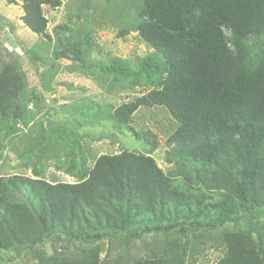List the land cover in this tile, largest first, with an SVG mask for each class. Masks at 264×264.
Wrapping results in <instances>:
<instances>
[{
  "label": "trees",
  "instance_id": "obj_1",
  "mask_svg": "<svg viewBox=\"0 0 264 264\" xmlns=\"http://www.w3.org/2000/svg\"><path fill=\"white\" fill-rule=\"evenodd\" d=\"M122 2L119 16L125 19L119 21L117 37L134 32L152 52L134 60L111 58L102 71L111 74L110 87L122 81L148 90L132 101L105 107L97 122L114 134L129 131L151 152L156 137L149 131L138 133L132 119L141 108H164L175 123L166 141V163L174 171L164 172L148 153L128 149L101 154L81 171L72 149L65 173L76 174L75 183L47 182L38 165L34 178L0 176V252L30 256L39 264H185L194 254L189 241L181 240L188 232L204 229L197 236L210 239L212 226L206 225L243 219L249 222L245 230L222 235L225 251L215 264H264V229L257 232L252 223L264 211V0ZM61 3L22 0V24L50 40L43 6L54 9ZM54 56L82 62L76 40L67 41ZM28 88L21 69L13 63L2 66L3 139L14 133L16 121L28 126L27 103L41 102ZM39 133L37 145L46 150L48 132L40 128ZM205 201H210L205 208L214 210L213 215L201 209ZM151 234L156 238L144 239ZM160 234L166 236L162 245ZM48 238L56 245L46 256L37 246ZM138 240L150 256L128 254ZM59 242L65 245L59 248ZM74 243L79 245L71 251L67 244ZM104 245L108 254L100 258ZM114 250L122 253L109 259Z\"/></svg>",
  "mask_w": 264,
  "mask_h": 264
},
{
  "label": "rangeland",
  "instance_id": "obj_2",
  "mask_svg": "<svg viewBox=\"0 0 264 264\" xmlns=\"http://www.w3.org/2000/svg\"><path fill=\"white\" fill-rule=\"evenodd\" d=\"M61 2V6L54 9L43 6V13L48 20L46 33L51 38L47 40L33 34L22 24V0H0V69L5 64H15L26 76L29 88L41 97L38 106L33 102L27 103V111L31 114L27 127L18 121L15 124L11 121L8 125H15L14 133L5 139L0 135V176L22 175L34 178L33 167L38 165L40 170L43 169L40 178L47 182L75 183L76 174L72 176L65 173L72 157L76 156L77 170L82 171L88 170L99 155L116 154L122 149L148 153L164 172L174 171V167L166 163V152L169 150L166 141L175 129V123L164 108H141L134 113L132 119L131 127L134 130L138 133L149 131L156 137L157 145L151 152L129 131L124 130V135L117 132L114 134L107 126L97 122L100 111L105 107L114 108L123 102L132 101L148 90L145 87L124 86L122 81L115 87H110L111 74L102 71L111 58L134 60L152 52L134 32H129L122 38L117 37L119 21L125 19L120 18L124 8L122 0ZM80 3L85 6L81 7ZM57 26L65 28L56 33L54 29ZM75 40L82 50V62L56 60L55 52L60 51L67 41ZM41 78L43 83L39 82ZM40 128L46 130L50 137L46 150L37 145L41 143ZM100 136L102 139H96ZM67 140L68 145L65 143ZM72 149L75 154L68 157L67 154ZM42 154H45V162L42 161L39 165L38 160ZM191 193L198 195L196 190ZM209 202L205 201L200 207L206 214L209 212L213 215L214 210L205 208V204ZM195 208L196 205H193L192 209ZM252 223L256 231L261 232L264 229V211ZM248 225V220L243 219L229 223L215 221L213 225H206L212 227L211 238L205 240L197 236V232L204 229L188 232L187 238L183 237L181 240L189 241L187 246L194 250V254L192 257L187 256L185 264H215L225 251L222 235L230 231L245 230ZM152 235H145L144 239L152 241V237H155ZM167 236L174 237L173 234ZM165 239L164 234L157 236L160 245ZM143 240L136 241L134 248L129 249L130 256H150ZM55 243L54 238H48L37 249L49 256ZM57 245L59 247L65 244L59 242ZM67 245L71 251H75L79 243ZM107 247L109 246L104 245L100 258L108 254ZM121 253V250H114L108 255L109 259L117 258ZM0 264H39V261L30 256L0 252Z\"/></svg>",
  "mask_w": 264,
  "mask_h": 264
}]
</instances>
